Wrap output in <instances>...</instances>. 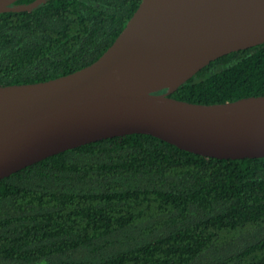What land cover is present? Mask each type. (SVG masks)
I'll return each mask as SVG.
<instances>
[{
  "label": "trees",
  "instance_id": "16d2710c",
  "mask_svg": "<svg viewBox=\"0 0 264 264\" xmlns=\"http://www.w3.org/2000/svg\"><path fill=\"white\" fill-rule=\"evenodd\" d=\"M141 2L1 13L0 86L91 65ZM255 96L264 44L212 61L171 95L205 105ZM0 264H264V158H210L148 134L50 156L0 180Z\"/></svg>",
  "mask_w": 264,
  "mask_h": 264
},
{
  "label": "water",
  "instance_id": "95a60500",
  "mask_svg": "<svg viewBox=\"0 0 264 264\" xmlns=\"http://www.w3.org/2000/svg\"><path fill=\"white\" fill-rule=\"evenodd\" d=\"M0 14L32 11L47 0ZM264 44V0H142L94 63L53 80L0 86V180L103 139L148 134L210 158H264V96L172 98L212 61Z\"/></svg>",
  "mask_w": 264,
  "mask_h": 264
}]
</instances>
